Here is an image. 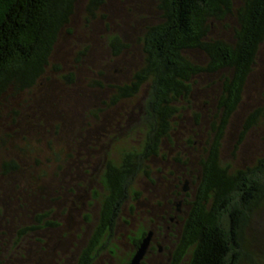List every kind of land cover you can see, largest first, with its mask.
<instances>
[{"label": "rangeland", "instance_id": "rangeland-1", "mask_svg": "<svg viewBox=\"0 0 264 264\" xmlns=\"http://www.w3.org/2000/svg\"><path fill=\"white\" fill-rule=\"evenodd\" d=\"M160 15L153 0H106L93 12L86 9L85 1L80 2L72 32L63 33L59 39L46 73L33 87L9 96V101L0 107V156L9 159L21 152L19 146L29 144V167L45 171L68 167L72 198L83 194L76 200L77 208L73 206L65 245L56 247L54 264H127L135 250L134 239L150 229L161 205L178 190L176 185H183L182 174L193 171L188 200L197 187L198 161L205 156L215 134L213 125H218L221 117L216 104L220 90L217 76L199 78L191 96L181 101L183 108L173 119L171 139H166L148 162L149 173L133 181L130 197L112 232L101 236L92 252L84 256L99 223L106 195L103 176L107 164L119 165L126 152L141 150L146 138L149 86L143 83L126 95L119 93V87L130 84L143 65L146 29L158 22ZM224 23H218L213 36L229 38L231 31ZM194 55L197 60L204 59L199 53ZM52 105L67 112V126L63 119H54L45 112ZM23 109V114L33 115L25 119L23 126H14L13 120L20 117ZM263 112L264 41L241 101L223 129V164L235 169L254 164L262 155ZM252 114L256 116L245 128ZM29 120L34 124L31 127ZM15 130L20 134L15 135L13 143L11 134ZM249 239L251 255L241 264H264V209L257 213ZM43 244L41 241L39 253ZM168 247L170 244L165 243L160 253L155 249L142 264H171ZM190 258L188 252L178 264H189Z\"/></svg>", "mask_w": 264, "mask_h": 264}, {"label": "trees", "instance_id": "trees-1", "mask_svg": "<svg viewBox=\"0 0 264 264\" xmlns=\"http://www.w3.org/2000/svg\"><path fill=\"white\" fill-rule=\"evenodd\" d=\"M83 1L89 12L106 3L0 0V107L46 73L59 39L72 32V20ZM153 1L161 18L146 29L143 65L130 84L119 87V93L126 95L143 83L149 86L148 131L141 150L126 152L119 165L107 164L103 176L106 195L84 256L101 236L112 232L133 181L149 173L148 162L171 139L173 119L183 108L181 101L191 96L199 78L208 75L217 76L220 85L216 104L221 117L213 125L215 134L205 156L198 161L197 187L171 264L180 263L188 252L189 264H241L251 255L249 232L257 213L264 209V151L254 164L233 169L222 163L220 145L264 41V0ZM219 22L231 31L229 38L213 36ZM195 53L204 59L197 60ZM255 116L248 118L245 128ZM262 116L264 123V112ZM146 233L134 239L135 250Z\"/></svg>", "mask_w": 264, "mask_h": 264}, {"label": "flooded vegetation", "instance_id": "flooded-vegetation-1", "mask_svg": "<svg viewBox=\"0 0 264 264\" xmlns=\"http://www.w3.org/2000/svg\"><path fill=\"white\" fill-rule=\"evenodd\" d=\"M23 111L25 109L13 120L14 126H23L25 119L33 115V112L23 114ZM45 112L54 119H63L64 127L69 123L67 112H62L58 105L45 108ZM27 123L30 127L34 125L31 120ZM18 134L20 130L11 134L13 143ZM29 147V144L19 146L21 152L9 159L0 156V264H54L52 257L56 247L65 245L70 234L73 206L77 208L76 200L83 196L75 194L72 198L68 167L52 171L29 167ZM192 173L190 170L182 174L183 185H176L178 190L173 197L161 205L150 226L154 233L146 255L155 249L164 252L165 243H169L167 258L168 261L173 259L188 216L186 197L190 195L188 184ZM185 181L187 190L183 189ZM83 191L86 193L87 189ZM55 237H58L57 243ZM41 241L44 244L39 253Z\"/></svg>", "mask_w": 264, "mask_h": 264}, {"label": "water", "instance_id": "water-1", "mask_svg": "<svg viewBox=\"0 0 264 264\" xmlns=\"http://www.w3.org/2000/svg\"><path fill=\"white\" fill-rule=\"evenodd\" d=\"M186 184L187 181H185V186L183 188L184 190H187ZM153 233H154L153 230L149 229L147 233L141 238L138 247L136 248L134 254L130 258L128 264H142L143 259L149 249Z\"/></svg>", "mask_w": 264, "mask_h": 264}]
</instances>
